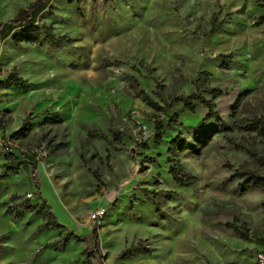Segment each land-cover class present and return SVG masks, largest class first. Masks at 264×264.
Here are the masks:
<instances>
[{"label":"rangeland","instance_id":"rangeland-1","mask_svg":"<svg viewBox=\"0 0 264 264\" xmlns=\"http://www.w3.org/2000/svg\"><path fill=\"white\" fill-rule=\"evenodd\" d=\"M34 1L0 0V23ZM214 14L220 28L210 33ZM261 14L253 0H50L37 18L40 43L14 45L20 30L0 40V139L22 129L16 155L48 152L36 164L37 193L31 166L8 167L0 148V264H87L82 252L92 243L47 246L94 226L104 264H260L264 190L242 194L230 177L237 169L264 175V139L235 128L236 120L264 117V31L254 25ZM47 27L68 42H47ZM140 91L160 107L191 94L212 101L231 132L224 138L198 101L193 113L179 103L164 113ZM155 120L164 132L159 147ZM201 126L203 143L193 138ZM96 131L121 133V152L90 136ZM179 133L190 144L178 158L196 178L193 188L168 175V142ZM29 192V204L46 201L64 229L42 227L29 212L14 217ZM98 209L104 216L93 219Z\"/></svg>","mask_w":264,"mask_h":264},{"label":"trees","instance_id":"trees-1","mask_svg":"<svg viewBox=\"0 0 264 264\" xmlns=\"http://www.w3.org/2000/svg\"><path fill=\"white\" fill-rule=\"evenodd\" d=\"M50 0H35L26 10L21 12L22 16L13 20H10L5 23H0V40L5 39L8 35L16 30H20L19 33L15 34L12 37V42L14 45L20 44H38L41 41L42 34L41 29L36 25L37 18L39 14L46 8V4ZM76 2H80V0H72ZM104 2H109L110 0H101ZM257 3L259 8L262 10V14L257 18L254 25L256 27L262 28L264 31V0H253ZM217 15L214 14L211 19V24L216 21ZM214 25V23H213ZM220 28V24L214 25L213 28L210 30V33H215ZM46 33V40L49 43H57L61 42H68L66 41L65 37H56L50 28H44ZM12 81L15 83H19L20 80L16 77H12ZM211 93L217 94V92L211 89ZM138 95L141 99L151 106L153 109L160 110L164 113L171 111L173 105L175 103L182 104L189 112H194V102L198 101L207 109L208 115L213 116L215 123H218L221 131L224 133V138H228V134L231 132L230 128H228L224 122H222L217 113L214 111V104L212 101H206L195 95H187V96H179L175 97L170 100L168 103H165L164 107H160L157 103H155L151 98L144 92L140 91ZM241 102V97H238L232 107V118L236 117V111L239 107ZM204 127H197L193 130V138L200 143H203L205 140V133ZM215 128V126H214ZM235 128L238 133L248 136H254L255 138L264 139V117L253 119V120H236L235 121ZM25 132L22 129H19L15 133H13L10 138L11 139H19L24 136ZM111 139H109L104 133L100 131H96L90 134L96 139L102 140L106 145L112 147L115 152H121L122 148L118 147L121 144L122 134L117 131H110ZM164 132L163 126L159 120L154 121L153 127V144L157 147L161 146L164 143ZM230 142V139L228 140ZM169 148L167 149V163L169 164L168 175L171 177L173 183L180 188H193L196 183V178L186 171H184L181 162L179 161V156L187 155L189 152L190 144L186 137L183 134H177L174 138H172L168 142ZM50 147V142L48 143V148ZM236 147V145H235ZM62 148V145H59L55 148L50 149V155L55 153V150ZM239 150H246L243 147H236ZM248 152H250L248 150ZM108 158V156L106 157ZM8 167L12 168L20 164V162H16L13 159L10 160L8 163ZM31 181L36 184L37 193H39V182L36 179L37 176V169L36 163L31 166ZM93 176L98 179L97 175ZM2 177L0 176V180ZM230 180H239L238 188L242 194L246 193L247 191L258 188L264 190V175H258L253 171L247 169H237L235 173L230 177ZM12 201L17 200V196L13 195L11 197ZM19 210L15 211L14 217L17 219L22 218L25 212L33 213L36 216L42 218L44 224L42 227L45 228H52L55 230H62L64 226L60 225L55 217L50 212V209L46 203V201L42 200L41 204L37 206H31L29 201H25L22 205L19 206ZM228 228L232 229L233 232L242 239L247 238V230H243L242 227H237L234 224H227ZM71 240H75L78 242L92 243L91 247H87L83 252L82 255L86 257V263L91 264V259H97L98 264L103 263V256L99 247V238H98V227L94 226L91 233L84 237H79L74 235L73 233H66L59 240L55 243H52L49 246L56 245L57 248L60 246H65Z\"/></svg>","mask_w":264,"mask_h":264},{"label":"built area","instance_id":"built-area-1","mask_svg":"<svg viewBox=\"0 0 264 264\" xmlns=\"http://www.w3.org/2000/svg\"><path fill=\"white\" fill-rule=\"evenodd\" d=\"M0 148L2 153L6 156L7 162L10 160H14L15 156L17 155L14 153V151L18 150V146L16 145V139H11L10 137L7 139H0ZM20 154L28 155L32 157L36 162H40L47 158L48 152L44 148H29L22 151ZM25 200L29 201L34 198L33 193L29 192L25 195ZM104 216V210H97L93 214L92 218H102ZM260 264H264V258L262 255L258 256Z\"/></svg>","mask_w":264,"mask_h":264},{"label":"crops","instance_id":"crops-1","mask_svg":"<svg viewBox=\"0 0 264 264\" xmlns=\"http://www.w3.org/2000/svg\"><path fill=\"white\" fill-rule=\"evenodd\" d=\"M20 156L22 157V160L20 161ZM20 156L17 155V157L15 156L14 161L16 162H20V167H23V164L27 166H32L34 163H39L36 162L32 157L28 156V155H23L20 154Z\"/></svg>","mask_w":264,"mask_h":264}]
</instances>
